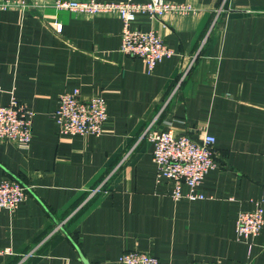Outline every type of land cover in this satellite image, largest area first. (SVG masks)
<instances>
[{
	"label": "crops",
	"instance_id": "crops-1",
	"mask_svg": "<svg viewBox=\"0 0 264 264\" xmlns=\"http://www.w3.org/2000/svg\"><path fill=\"white\" fill-rule=\"evenodd\" d=\"M8 1L20 0H0V105L14 98L34 116L29 146L0 142V184L28 193L0 209V264H121L127 251L162 264H264V228L248 240L236 231L264 199V0H165L196 11L139 16L133 27L175 52L152 73L121 53L118 15ZM74 90L105 98L102 135H59L53 114ZM151 126L215 137L203 198L176 200L157 179Z\"/></svg>",
	"mask_w": 264,
	"mask_h": 264
},
{
	"label": "built area",
	"instance_id": "built-area-1",
	"mask_svg": "<svg viewBox=\"0 0 264 264\" xmlns=\"http://www.w3.org/2000/svg\"><path fill=\"white\" fill-rule=\"evenodd\" d=\"M27 7L25 0L3 4V8ZM57 10L82 15H118L123 24L121 53L140 58L148 73L167 58L175 55L164 40L154 31H142L133 24L139 16L161 20L167 14L187 15L196 8L191 4L165 0L134 2H103L100 0H55ZM61 31V26L57 28ZM2 88L0 85V92ZM34 113L27 105L14 98L7 105H0V142L29 146L33 134ZM61 136H100L108 120L107 102L102 96L84 98L80 90L64 93L59 97L58 108L53 114ZM195 131V130H194ZM193 131V132H194ZM177 134L173 130L150 127L146 137L153 145V160L157 166V179L172 182V195L176 200L203 198L196 189L207 174L217 166L216 139L204 130ZM199 135L198 141L193 139ZM201 142V143H199ZM189 191L184 192V187ZM27 188L19 181L6 179L0 184V209L16 210L27 198ZM264 228V199L252 211L241 212L236 222L237 235L248 240L259 236ZM121 264H162L155 256L143 251H127L120 258ZM192 264H215L198 261Z\"/></svg>",
	"mask_w": 264,
	"mask_h": 264
},
{
	"label": "water",
	"instance_id": "water-1",
	"mask_svg": "<svg viewBox=\"0 0 264 264\" xmlns=\"http://www.w3.org/2000/svg\"><path fill=\"white\" fill-rule=\"evenodd\" d=\"M198 136L196 135V136H193V139H195V140H197L198 141ZM199 143H201V142H199Z\"/></svg>",
	"mask_w": 264,
	"mask_h": 264
}]
</instances>
